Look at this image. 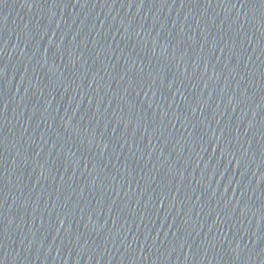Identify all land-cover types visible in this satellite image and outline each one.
<instances>
[{
  "label": "water",
  "instance_id": "95a60500",
  "mask_svg": "<svg viewBox=\"0 0 264 264\" xmlns=\"http://www.w3.org/2000/svg\"><path fill=\"white\" fill-rule=\"evenodd\" d=\"M0 264H264V0H0Z\"/></svg>",
  "mask_w": 264,
  "mask_h": 264
}]
</instances>
